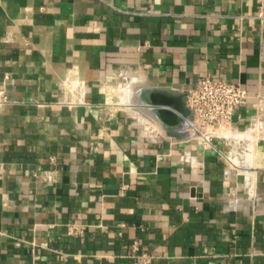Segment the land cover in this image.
Returning <instances> with one entry per match:
<instances>
[{"label": "crops", "instance_id": "obj_1", "mask_svg": "<svg viewBox=\"0 0 264 264\" xmlns=\"http://www.w3.org/2000/svg\"><path fill=\"white\" fill-rule=\"evenodd\" d=\"M0 95V264H264V0H1Z\"/></svg>", "mask_w": 264, "mask_h": 264}, {"label": "built area", "instance_id": "obj_2", "mask_svg": "<svg viewBox=\"0 0 264 264\" xmlns=\"http://www.w3.org/2000/svg\"><path fill=\"white\" fill-rule=\"evenodd\" d=\"M259 16L262 17L261 14ZM249 99V93L239 85L227 83L223 79H199L187 98V107L192 114L189 122L191 135L206 143L225 137L233 112ZM8 101L7 96L0 95V107ZM134 264H146V261L139 260Z\"/></svg>", "mask_w": 264, "mask_h": 264}, {"label": "water", "instance_id": "obj_3", "mask_svg": "<svg viewBox=\"0 0 264 264\" xmlns=\"http://www.w3.org/2000/svg\"><path fill=\"white\" fill-rule=\"evenodd\" d=\"M155 112L157 113L158 117L163 121L171 119V115L164 109H155Z\"/></svg>", "mask_w": 264, "mask_h": 264}, {"label": "bare ground", "instance_id": "obj_4", "mask_svg": "<svg viewBox=\"0 0 264 264\" xmlns=\"http://www.w3.org/2000/svg\"><path fill=\"white\" fill-rule=\"evenodd\" d=\"M135 79V78H134ZM139 79H142V78H139ZM128 95V94H127ZM127 97V96H126ZM125 98V97H124ZM122 101V100H121ZM125 101H127V100H125ZM225 136H226V134H225Z\"/></svg>", "mask_w": 264, "mask_h": 264}]
</instances>
